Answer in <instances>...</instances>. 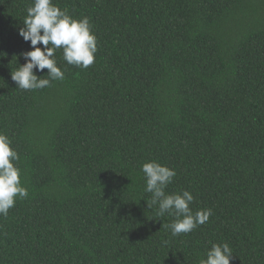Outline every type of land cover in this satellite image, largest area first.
<instances>
[{"label": "trees", "instance_id": "obj_1", "mask_svg": "<svg viewBox=\"0 0 264 264\" xmlns=\"http://www.w3.org/2000/svg\"><path fill=\"white\" fill-rule=\"evenodd\" d=\"M31 3L0 0V133L28 190L0 215V264H199L213 243L264 264V0H53L89 19L94 63L58 50L64 79L21 90ZM151 161L206 223L171 235Z\"/></svg>", "mask_w": 264, "mask_h": 264}, {"label": "clouds", "instance_id": "obj_2", "mask_svg": "<svg viewBox=\"0 0 264 264\" xmlns=\"http://www.w3.org/2000/svg\"><path fill=\"white\" fill-rule=\"evenodd\" d=\"M22 24L19 35L25 42H30L31 50L20 54L25 63L11 71V78L19 89L39 90L50 86L51 81L63 80L64 72L57 66L55 58L58 50L62 49V58L69 65L86 69L94 63L97 39L87 17L74 19L53 0H32ZM44 69L48 70L44 75L47 78L38 77L36 72H43ZM11 144L10 138L0 133V215L3 216L8 215L17 199L28 196V190L21 183L20 169L15 163L20 156ZM141 170L146 180L145 191L151 193L148 207L158 205L159 217L165 214L175 217L167 225L172 236L190 233L209 220L211 209L193 213L190 204L194 196L190 191L166 193L165 189L176 176L174 169L151 161L144 163ZM232 257V249L227 243H213L199 264H230Z\"/></svg>", "mask_w": 264, "mask_h": 264}]
</instances>
